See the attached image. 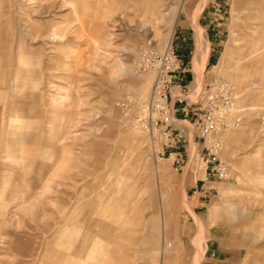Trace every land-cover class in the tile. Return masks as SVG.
I'll return each instance as SVG.
<instances>
[{
    "label": "rangeland",
    "instance_id": "1",
    "mask_svg": "<svg viewBox=\"0 0 264 264\" xmlns=\"http://www.w3.org/2000/svg\"><path fill=\"white\" fill-rule=\"evenodd\" d=\"M209 3L216 52L199 67ZM263 41L264 0H0V264H264ZM168 45L186 107L233 121L217 133L226 177L191 129L178 167L154 156L120 104L149 95L140 49Z\"/></svg>",
    "mask_w": 264,
    "mask_h": 264
},
{
    "label": "built area",
    "instance_id": "2",
    "mask_svg": "<svg viewBox=\"0 0 264 264\" xmlns=\"http://www.w3.org/2000/svg\"><path fill=\"white\" fill-rule=\"evenodd\" d=\"M136 64L138 71H154L149 95L145 100L127 95L120 104L128 107L127 101L131 102V110L125 113L132 126L146 134L153 155H167L178 167L182 162L180 149L187 140L188 129H191L192 136L200 143L199 156L208 176H228V166L220 157L223 143L217 133L233 121L226 118L224 109L215 105L209 108L186 107L187 100L175 92L184 86L185 69L172 45L161 52L152 48L140 49ZM183 101V106H176ZM178 109L181 113L190 111L191 116L179 117ZM213 111H218V118H213Z\"/></svg>",
    "mask_w": 264,
    "mask_h": 264
},
{
    "label": "crops",
    "instance_id": "3",
    "mask_svg": "<svg viewBox=\"0 0 264 264\" xmlns=\"http://www.w3.org/2000/svg\"><path fill=\"white\" fill-rule=\"evenodd\" d=\"M213 10H214L213 4L212 3H209L205 7H203V9L201 10V12L199 14V17H198V24H199V26H201V27H203L205 29V31L207 33V36L209 38V41H210L208 50H207V48H205V54L203 56V61L201 63V66H203V63H205V67L207 65H209L210 62L213 61V59L215 57V52H216V50H215V43H216V36H217V28H216L217 27L216 26L217 23L215 22V17H214V12L215 11H213ZM259 48L264 49V41H263V44L262 45L256 46L252 51L255 53ZM194 54H195V52H194ZM205 56H206V60H205ZM183 57L184 56L182 55V58ZM193 59H194V55H193V58H192V64H193ZM182 62L184 64L185 61L182 60ZM185 64H186V62H185ZM185 75L186 74L184 73V75H183L184 76V80H185ZM21 102H22L21 99L20 100L18 99V102H17V100L12 99V102H10L8 104V106H9L8 107L9 108L8 111L11 112V109L17 108L20 105ZM2 110H3V108H2ZM29 111L32 112V113H36L37 112L35 106L34 107L31 106V108H30ZM0 114H1V108H0ZM1 128H2V124L0 123V137L2 135V129ZM6 129H7V131H6L7 134L8 133L11 134V133L14 132V131H12L13 129H12L11 122L9 123V121H8V126H7ZM13 143H14V141L9 140V144L12 145ZM201 186H204V184H202ZM201 186H199V188ZM196 189H197V187H196ZM191 192L192 193H190V197H191V200L194 202V205L196 206L197 204H200L201 200L199 199V197H197L198 195L196 194V192L194 190H192ZM8 235H9V232L8 231L2 230L0 228V236L3 237V243L6 242L7 243L6 245H8L10 243V239L9 238H7V239L5 238ZM13 244L19 250L21 248H25V247L27 248L29 246V242H27V241L26 242H21V239L19 237H17V236L15 237V241H14Z\"/></svg>",
    "mask_w": 264,
    "mask_h": 264
},
{
    "label": "bare ground",
    "instance_id": "4",
    "mask_svg": "<svg viewBox=\"0 0 264 264\" xmlns=\"http://www.w3.org/2000/svg\"><path fill=\"white\" fill-rule=\"evenodd\" d=\"M200 38H201V37H200ZM199 41H200V40H199ZM197 43H198V42H197ZM199 45H200V44H199ZM199 53H200V52H198V53L196 52V54H199ZM202 53H203V52H202ZM195 56H196V55H195ZM202 56H203V55H202ZM198 57H199V55H198ZM199 58H200V57H199ZM196 59H197V58H196ZM198 60H199V59H198ZM198 62H199V61H198ZM198 62L196 61V63H198ZM200 63H201V62H200ZM198 66L200 67L201 65L198 64ZM194 86H195V85H194Z\"/></svg>",
    "mask_w": 264,
    "mask_h": 264
}]
</instances>
